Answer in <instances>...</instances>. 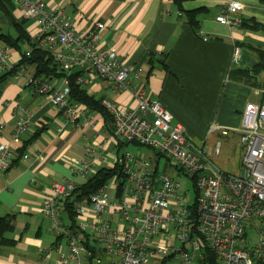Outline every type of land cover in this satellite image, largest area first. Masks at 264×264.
Returning <instances> with one entry per match:
<instances>
[{"label": "built area", "instance_id": "built-area-1", "mask_svg": "<svg viewBox=\"0 0 264 264\" xmlns=\"http://www.w3.org/2000/svg\"><path fill=\"white\" fill-rule=\"evenodd\" d=\"M10 1L35 21L36 44L50 50L66 73L48 78L33 72L25 77L60 109L66 121L77 123L88 108L69 96L67 76L72 70L81 71L76 82L84 84L97 77L115 92L129 91L134 99V104L125 106L108 96L100 100L111 116L112 139L119 144L114 163L120 164V173L111 187L104 182L87 194H79L82 178L96 171L101 156L96 144H88L85 156L72 166V175L55 180L43 199L42 210L52 219L57 237H66V249L57 244L54 263L158 264L179 253L183 261L195 256L201 264H208L209 251L214 264H264V103L245 102L237 129L242 170H223L203 141L187 135L158 99L149 98L143 87L135 84L143 66L130 64L114 47L99 44L98 31L104 22L79 30L70 15L61 7L50 6L48 0ZM224 1L215 19L230 26L241 24L239 0ZM7 51L4 43L0 72L14 69V76L22 75L26 64L15 66ZM237 53L238 48L234 56ZM15 107L20 113L14 137L25 131L30 118L26 109L18 104ZM218 129L222 135L228 133L215 123H211L209 133ZM127 142L147 146L154 158L131 150L118 156L120 144ZM221 144L217 136L215 154ZM13 155L8 145L0 144V169L9 165ZM162 157L165 161L160 167ZM186 177L196 192L192 201ZM67 207L75 215L74 226L62 218L68 216Z\"/></svg>", "mask_w": 264, "mask_h": 264}, {"label": "crops", "instance_id": "crops-1", "mask_svg": "<svg viewBox=\"0 0 264 264\" xmlns=\"http://www.w3.org/2000/svg\"><path fill=\"white\" fill-rule=\"evenodd\" d=\"M239 2L242 19L264 24V0ZM224 3L184 1L186 9L201 8L199 25L194 29L173 0H48L50 6L61 7L70 15L79 30L104 22L98 31L99 44L114 47L130 64L142 65L143 73L135 84L142 86L149 98L158 99L187 135L203 141L212 159L226 170L221 163L224 153L239 143L237 129L245 102L264 103V28L217 21L215 15ZM3 7L0 26L13 33ZM11 14L23 19L33 37L35 21L14 3ZM3 46L0 40V49ZM7 55L14 62L21 56L10 46ZM82 85L94 97L108 96L124 106L134 104L129 91L115 92L103 79L94 77ZM17 104L30 118L25 131L14 137L20 113ZM211 123L228 129V133L222 135L219 129L209 133ZM217 136L222 144L215 154ZM0 144L8 145L14 153L9 165L0 169V215H14V229L7 232L14 241L0 243V264H55L60 240L50 216L42 210L44 197L55 180L72 175V166L85 156L88 144H96V150L101 151L97 169L114 163L119 144L112 139L100 111L88 107L86 116H80L77 123L68 122L45 94L37 92L23 76L13 74L0 86Z\"/></svg>", "mask_w": 264, "mask_h": 264}, {"label": "trees", "instance_id": "trees-1", "mask_svg": "<svg viewBox=\"0 0 264 264\" xmlns=\"http://www.w3.org/2000/svg\"><path fill=\"white\" fill-rule=\"evenodd\" d=\"M186 0H173L178 10L182 11L185 15V20L194 28L197 29L199 25L198 14L201 11L200 7L186 9L183 7V2ZM12 5L13 3L10 0H0V7L4 6V13L9 19L11 27L14 29V32L3 30L0 26V40L3 41L6 45L13 47L20 51L21 56L18 62H15V66L20 64H34L35 71L37 75H44L48 78L60 77L66 74L61 68L58 62L56 61L54 54L43 47H40L36 44V41L26 30L23 19H16L12 14ZM241 24H246L251 28H264V24L257 22L251 19L250 22L242 19ZM22 45H26L25 50L22 49ZM26 50H29L30 54H26ZM14 69L4 70L0 72V86L1 83L11 74H13ZM80 70H72L68 74V81L70 87L69 96L72 99L81 101L85 103L89 108L98 110L104 115L105 124L111 128V119L110 114L107 110L101 105V98L94 97L92 94L88 93L85 86L81 83L76 82V75L80 73ZM122 144H120L121 146ZM120 173V164L118 162L113 165H101L98 169L87 177V179L78 185L77 189L79 194H87L97 187L102 185L105 182V179L112 175ZM68 217L72 219L71 226L75 225V215L70 207H67ZM14 215L5 214L0 215V243L2 244H12L14 239L7 235V232H10L14 229L13 223ZM207 259H209L208 264H214L213 255L211 252L207 251Z\"/></svg>", "mask_w": 264, "mask_h": 264}, {"label": "rangeland", "instance_id": "rangeland-1", "mask_svg": "<svg viewBox=\"0 0 264 264\" xmlns=\"http://www.w3.org/2000/svg\"><path fill=\"white\" fill-rule=\"evenodd\" d=\"M6 29H7V26H4L3 30H6ZM25 48H26V45H22V49L25 50ZM20 55H21V53H20ZM29 65H30L29 67H25L24 73L21 75L24 78L26 77L27 74L34 71V67L31 64H29ZM19 66L24 67L25 64L22 63ZM126 150H131L137 154L143 153V154L149 156L150 158H154L153 157L154 155L152 154V152L150 151V149L147 146L135 144L134 142L122 143V145L119 149V152H118V156H120L121 153L126 151ZM242 153H243V150H242L240 142L238 144H234L228 152L224 153V162L221 163V166L224 169L230 170L232 172H240L242 170V164H241ZM160 161H161V164H160V167H161L162 163L165 161V158L162 157L160 159ZM173 170H174L173 168L170 169L171 172H173ZM115 176H116V174H112L105 179V182L107 183V185L109 187H111V185L113 184ZM180 177L184 178V176H182V175ZM186 183L189 186L188 198L190 201H192L196 195L195 189L193 188V185H192V180L186 177ZM62 218L68 224H70L72 221V219L68 216H63ZM51 223H52V219H51ZM58 239L60 240V244H61L62 249L63 250L66 249V244H67L66 243V237L64 235H62ZM163 264H201V263L198 261L197 257H195V256L189 262L183 261L180 254L177 253L176 255L168 256Z\"/></svg>", "mask_w": 264, "mask_h": 264}]
</instances>
